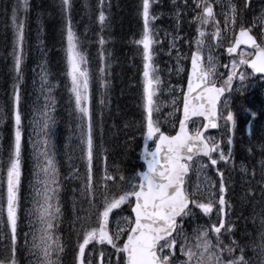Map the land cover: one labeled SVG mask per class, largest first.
I'll return each mask as SVG.
<instances>
[{
    "label": "snow or ice",
    "instance_id": "snow-or-ice-1",
    "mask_svg": "<svg viewBox=\"0 0 264 264\" xmlns=\"http://www.w3.org/2000/svg\"><path fill=\"white\" fill-rule=\"evenodd\" d=\"M65 10L71 8L70 0H62ZM251 0H245L244 8H247ZM102 6V0H101ZM27 13L29 10V0H17L13 5L11 12V23L14 28L15 46L13 48L14 70L17 77L21 74V65L23 61V43L25 33V21L20 19L19 11ZM143 18L145 25V34L140 41L145 50L146 60H151L150 46L152 44L151 32L148 29L150 19L149 9L150 0H143ZM197 7L201 12L196 16V20L201 25L214 23L217 25L215 35L220 36L218 27L219 21L215 20L214 5L208 0H199ZM230 16L226 18V23L231 20L235 25L238 8L229 0ZM104 12L101 11L99 20L105 21ZM154 19V17H152ZM264 25V14L259 18ZM256 25L254 24L253 27ZM205 33L200 31V37ZM264 41V32L261 33ZM68 41V64L71 75V91L75 96V104L83 117L87 118V178L81 195L84 196L90 205L88 219L93 214L92 210L98 212L96 216L97 226L87 228L83 231L82 243H78L76 253V264H95L97 259V245H110L116 255L115 264H249L245 259L244 249L238 242L232 241V245H224L220 239L221 229L224 228V221L221 220L220 226L212 225L211 231L216 234V243L209 238V229H204L195 235V243H190L187 234L183 230L182 221L189 216L194 215L193 208H199L204 214H210L213 210V203H201L199 198L203 195L204 189L197 184L192 191L185 187V177L187 176L191 162L194 157L208 158L212 166H216L220 161L228 162L232 156L231 149L227 155L221 148L220 143L215 142L212 137H206L205 132L209 129L219 128V105L221 97L225 93L231 94L232 84L235 79L241 82V88L244 87V81L248 78L243 72L239 71L240 66L250 67L252 75L261 74L264 77V42L258 43L256 37L251 34V29L241 27L239 37L235 40L232 47L227 49L229 54L237 52L240 45L251 46L252 51L242 54L239 60L231 61V71L227 79L221 86H217L216 76L219 67L218 59L211 54L207 57V65L204 62V56L201 54L203 39L197 40V51L191 57L192 75L189 79L188 91L183 98V119L179 122V131L175 135L164 134L158 122L153 120V112H159V106H154L153 96L154 88L160 81L157 77L153 79L145 64L144 77L146 78V109H147V137H155L158 141L155 150L150 151L145 143L144 159L147 163V170L137 174V176L125 177L123 174H110L105 166L102 177L101 191L96 192L93 184L92 160H93V137H92V114L91 97L89 93V73L82 65L86 63L85 57L78 50L76 37L72 31L70 21L67 28ZM103 43V41H101ZM252 57L251 59L244 56ZM228 67V65H224ZM222 75V74H221ZM47 74L42 77L46 81ZM55 86L49 88V92ZM237 89L236 91H239ZM195 93V95H193ZM15 141L14 152L7 169V222L11 226L12 246L5 259H0V264H18L16 259V231H17V209L18 192L21 177V113L19 84L15 86ZM175 103V101H173ZM227 107V98L224 101ZM252 117L257 115L251 112ZM205 121L201 128H197L194 133L189 131V123ZM226 124L231 123L232 129L236 127V118L231 111L226 116ZM54 120L51 116H45L42 131L47 135L50 125L54 126ZM227 143L232 144L229 138ZM45 151L44 165L41 171L44 174L42 181L41 196L43 203L39 205L37 211L38 219L41 224L39 235H33L32 249L38 255V264H61L60 255L64 251L60 238L55 236L58 231L56 225L61 217V209L58 198V178L59 169L56 161L47 151L48 141H43ZM251 149H249V152ZM261 151L264 152V145H261ZM213 153H218L219 159L213 158ZM105 161L107 157L104 158ZM261 176L264 178V159L260 161ZM202 168L207 165H200ZM241 171L245 174L255 176V169L249 173V169L241 164ZM220 177L219 191L221 195L218 199L220 211H223L225 199L223 193L227 191L224 186V173L217 169ZM111 182V186L109 185ZM205 188L214 187L208 177H205ZM264 186V179H262ZM86 194V195H85ZM99 201V205H97ZM122 205H127L134 217H119L115 222V229L110 231V216L114 209H122ZM102 209V210H99ZM78 219H85L80 218ZM83 228V224L81 225ZM179 230V231H178ZM231 232V228L226 230ZM126 235V240L122 237ZM178 251L184 257L181 259L176 255L177 244ZM27 238L25 237V245ZM92 245V252L86 256V249ZM236 248H240V254L237 256ZM260 250L264 253V237L261 239ZM55 255V259L53 256ZM98 264H105L106 253L104 250L98 251ZM107 264H114L112 256L107 255Z\"/></svg>",
    "mask_w": 264,
    "mask_h": 264
},
{
    "label": "rangeland",
    "instance_id": "rangeland-1",
    "mask_svg": "<svg viewBox=\"0 0 264 264\" xmlns=\"http://www.w3.org/2000/svg\"><path fill=\"white\" fill-rule=\"evenodd\" d=\"M14 1V0H13ZM193 2V3H192ZM199 3V0H191L190 2H187L186 0H156L153 4V0H150V19H149V30L151 32V38H152V44L150 46V55L151 60L148 61L145 58V50L142 45L141 48V55H133L134 61L136 65L134 66L137 70V73H140V77L143 82V95L145 93V86H146V78L144 77V71H145V64H149L150 67L148 68V71L153 79L159 78V85L155 86L154 91L155 94L153 96L154 106H159V112L154 111L153 112V120L154 122H158V126L160 127L161 131H172L177 126V119L180 115L181 110V103L180 97L181 93L184 90V84H185V77L187 74V60L189 59V54L191 53L190 50H197V40L203 39L204 43L201 46V52L206 55V60L209 54L216 57L219 62V67L217 69V76L220 75L221 80H226L227 76L230 74L231 71V61L233 59L239 60L241 58L242 54L249 53L247 50L243 49L239 55L238 59L236 57H232L231 59H226L223 54L224 51L221 47H224V41L230 42L232 38V34L236 29H238L245 19L241 14H245L246 8H244L245 0H231V3L235 4L238 7V15L236 19L235 25H232L231 20L229 19L226 23V18L230 16V8H229V0H219L218 5L214 10L215 13V20L219 21V29H220V36L219 38L216 37L215 31L217 28V25L214 23H209L207 25H201L195 18L196 16L201 12V9L197 7V4ZM17 4V1L16 3ZM13 3V5H15ZM22 4V0H21ZM12 5V7H13ZM258 9L254 14H251L248 18L250 27L252 29H255L258 31L260 38L262 40L261 33L264 32V25L261 24L259 18L262 14H264V0H256L253 2L251 0V3L248 6V10L251 12L252 10ZM12 10V9H11ZM10 10V11H11ZM154 13V15H153ZM143 15V13H142ZM19 17L22 19V7L19 11ZM154 17V19H152ZM194 22V24L192 23ZM256 25L253 27V25ZM213 26H216L215 29ZM13 30V29H12ZM200 31H203L205 33V36L203 38L200 37ZM223 32V34H221ZM143 39V38H142ZM264 42V41H262ZM190 52V53H189ZM244 58L250 59L251 57L244 56ZM207 64V63H206ZM130 71L133 68V62H130L129 64ZM224 65H228V67H224ZM245 66H240L239 71L243 72L246 76V73L244 71ZM124 72V75H123ZM129 71L127 72L126 69L120 71L119 76H124L119 80L118 87L119 92L114 91L112 94H114V99L118 98V93L121 95L123 94L122 91L120 92V86L123 85L124 88L129 89L134 87V84L131 83L129 80L127 81V78L130 77ZM222 74V75H221ZM126 75V76H125ZM216 76V77H217ZM264 85V79L262 80H256L254 82H250L248 79L244 81V87L241 88V82L237 78L234 85L232 86V89L234 93H240L243 95L247 100H251L256 92L260 93V87L261 85ZM123 89V88H122ZM237 89H240L239 91H236ZM261 90L264 91V86L261 87ZM111 92L108 94L107 100L105 99L104 102L101 103V107L105 109V113L101 115V119L98 118L96 114V124L92 123V134H93V160L92 165L95 163L103 164L102 169H92V175L94 178V181L98 177H101L100 180H102V177L104 175L105 166H107V170L110 174L118 175L117 169H119V174H123V169H121V154L118 150V147L120 145H129L131 143L132 138H136L137 132H132L130 129L134 127H138L140 120H133L131 117L125 115L121 110V119H122V128L123 132L127 134V137L119 136V138H116L118 131L117 128L112 126L109 122H104L106 118L111 116L113 113L114 107H111V100L110 96L112 95ZM127 95V94H126ZM113 97V95H112ZM175 101V103H173ZM230 101V97H227V103ZM122 105H127V102L122 100ZM144 108L146 110L145 120H146V129H147V109H146V98L144 101ZM226 108V114L222 122V130L224 132H227L226 136L223 137L224 141H228L229 138H233L234 130L232 129L231 123L228 122L226 124V116L228 114L229 110L228 105ZM232 112V111H231ZM234 115V114H233ZM202 125V121H198L197 123H194V130L196 131L197 128H200ZM104 126V128H103ZM71 121L69 123V130L71 132ZM112 128L114 129L113 131ZM41 127L40 130L41 131ZM125 130H128L129 132H126ZM111 132V133H110ZM69 134L68 136H71ZM143 136V135H142ZM39 148L37 149V153L41 155L39 157V162L33 171V165L30 162L26 165V172L29 174V180L27 182L23 183L24 186V198L29 201L30 199H35L37 201L42 199H39L38 193L42 192V181L44 180V174L41 171L42 166L44 165V156L42 153L46 150L45 146L43 144V141L47 139L45 137V133L43 135H39ZM86 130H81V128H78V135L73 139V142L65 147V150H58L57 147H55L54 144H52L51 141H48L47 144V151L50 156L56 159V154L59 155V158L61 163L60 165H67L66 168L62 170L63 173V182L67 185L68 189V195L73 196L76 194L75 189H81L82 186L85 185L86 179L83 180L86 172H87V146H86ZM217 139L219 137L217 136ZM98 143L100 146H96L95 143ZM133 143V142H132ZM154 144V143H153ZM151 144V147L153 146ZM52 147L54 149H52ZM56 148V150H55ZM128 148V147H127ZM13 149L14 148H10ZM106 151V156L102 152V150ZM40 150H43L41 152ZM129 152V149H128ZM59 153V154H58ZM131 159L132 162L135 161L136 155H135V143L131 146ZM13 154L9 153L5 158L0 160V218L3 217V220L0 221V228L1 232L5 237H0V258L7 257L6 250L8 247H4V243L9 245V243L12 244L10 234H7V231L11 232V226L7 222V169L10 166V161L12 159ZM105 157H107V160L105 161ZM205 165V161L198 160L196 163V178H194L193 181V188L199 184L202 189H204V192L208 198V200L205 201V203L212 202L213 203V210L210 214H204L202 212V216L204 218L203 224H208L209 226L215 225L219 226L223 213L226 211L223 207V211H220V207L216 206V204L213 201V198L215 199L216 203H218L219 196L221 193L219 192L217 194L216 187H207L205 188V177H209L207 174V167H201L200 165ZM110 165L112 166L110 168ZM131 165V163L125 164L126 167ZM143 166V165H142ZM133 168H135V164H133ZM34 172H36L35 176H33ZM26 181V180H25ZM93 181V184L95 182ZM212 185L213 182L210 181ZM103 181L101 182V184ZM98 185V184H97ZM94 188L96 190V186L94 185ZM78 191V190H77ZM203 196V195H202ZM41 197V196H40ZM29 199V200H28ZM205 200V197H203ZM76 201V203H75ZM40 203V204H42ZM37 203L34 210L37 211L39 205ZM77 204V205H76ZM25 212L32 213V209L30 207H24L23 208ZM122 209H114L113 213L110 216V222H109V229L110 231L115 229V220L119 217H132L131 211L128 207L122 206ZM72 210L77 212L75 218L78 220L79 224H85L92 222L91 227L97 226V220L96 216L98 212L94 210L93 214L91 215V218L88 222H85V219L81 220L80 218H88L89 215H82L80 212H86L84 211L85 208H82L79 202V196H75V200L72 201ZM102 210V209H99ZM38 212V211H37ZM196 220L191 221V224L193 227L197 226L198 224V218H197V212L196 214ZM2 222V223H1ZM86 226L87 228H91ZM81 229V226L79 227ZM200 228V227H199ZM204 230L203 228H200V231ZM198 231V227H196V230ZM83 235V234H82ZM82 237V236H81ZM126 235L122 237V240H125ZM16 243H17V237H16ZM79 243H82V239H80ZM179 244V243H178ZM177 244V245H178ZM97 259L95 261V264H98V251L104 250L106 253L105 257V264H107V255H111L113 262L115 264L116 255L113 249H111L110 245L100 246L97 245ZM92 245H89L86 249V256H89L92 252ZM179 245L177 246V253L176 255L179 256L181 259H184L180 252L178 251ZM76 258V256H75ZM76 261V259H75Z\"/></svg>",
    "mask_w": 264,
    "mask_h": 264
},
{
    "label": "trees",
    "instance_id": "trees-1",
    "mask_svg": "<svg viewBox=\"0 0 264 264\" xmlns=\"http://www.w3.org/2000/svg\"><path fill=\"white\" fill-rule=\"evenodd\" d=\"M91 0H72L71 8L65 10V7L62 3V0H29V10L27 13L24 12L23 20L25 21V33H24V43H23V61L21 65V74L18 78L21 81L20 85V112L23 111V115L25 118L29 119L32 116L33 105L39 103L38 95L30 94L31 88L30 86L34 85V78L36 75H45L50 76L49 83H55V81H61L63 86L58 90H62L67 78V68L68 62L61 55V42H58L57 46H53V43H56L59 40H56L57 34L61 32L63 24L66 20H73L75 22H81L83 24H91L92 19L95 18V14L89 12ZM122 5L121 10L117 12V15L122 18L127 17V13L125 8L128 6V0H119L116 3L115 10L117 7ZM40 23V25H39ZM43 23V25H42ZM101 43L98 42L96 47L90 51L86 59L89 64H94L97 62L96 68L92 67L91 72V81L94 86V82L99 76L100 71L95 72L98 69L99 64L101 67V58L103 56ZM124 48H121L122 55L118 56L115 53L112 54L111 62L108 64L110 68L111 76L107 81L108 85L111 87V94L114 91L119 92L118 83L119 80L124 76H119L120 71L124 70L123 61L125 66H127V61L129 63L130 55H126ZM4 61V60H3ZM0 61V80H2L5 94H6V103L7 105H11V84L14 82V74L11 72L10 65ZM99 63V64H98ZM89 66V65H88ZM91 68V66H90ZM126 69V68H125ZM127 70V69H126ZM129 71V70H128ZM127 71V72H128ZM130 77L127 78L132 83V73H129ZM128 74V76H129ZM124 75V72H123ZM70 76V74H69ZM126 76V75H125ZM92 86V87H93ZM123 88V89H122ZM127 88V87H126ZM123 85L120 86V92L122 91V95L118 93V98L114 100V95L110 96V100L112 102L111 107H114L113 113L111 116L106 118L104 121L109 122L112 126L117 128L118 133L122 136L125 135L122 128V119H121V110L122 112L131 117V113L129 108L132 99V87L126 90ZM66 90L69 92V96H67L63 102L62 110L60 111L57 120L56 113L54 112V121L56 120L54 126L56 127L57 132V140L58 147L61 145H65L64 139L69 137L67 135L69 130V123L71 121V125L73 127V135L74 131L77 129V126L85 127L87 129V118L83 117L79 110L75 109L74 103V93L71 92V86H67ZM57 92V91H55ZM127 94V95H126ZM71 100V104H67V100ZM127 102V105H122V100ZM108 98V97H107ZM106 98V100H107ZM34 99V100H32ZM102 103L101 99L97 97H93L91 99V105L94 111L98 112L97 105ZM71 105V106H70ZM105 113V109L102 107V114ZM31 121L23 120V125L21 126L22 130L25 133L26 142L31 140ZM114 129L112 128L111 131ZM129 132L128 130H125ZM72 133V132H70ZM111 133V132H110ZM117 133V134H118ZM117 136V135H116ZM127 145H120L118 150L121 154V162H125L129 153L127 151ZM246 199V198H245ZM255 203V202H254ZM256 218H264V205L259 206L257 203L255 210L251 209L246 211L245 220L248 223H252ZM249 224H247L248 226ZM264 227V222L261 224V228ZM248 233H251L252 230H247ZM257 232V231H256ZM264 235V231L262 232ZM257 239L252 238L249 240L251 244L255 243ZM255 253V252H254Z\"/></svg>",
    "mask_w": 264,
    "mask_h": 264
},
{
    "label": "water",
    "instance_id": "water-1",
    "mask_svg": "<svg viewBox=\"0 0 264 264\" xmlns=\"http://www.w3.org/2000/svg\"><path fill=\"white\" fill-rule=\"evenodd\" d=\"M237 50H238V49H237ZM233 54H234V53H233ZM228 55H231V54L228 53ZM189 78H190V79L193 78V75H192V65H191V70H190V76H189ZM152 139H153V138H152ZM152 139H149V138L147 137V133H146V136H145V142H144L143 151H142V156H141L142 161L145 162V164H146V170H147V163H146V161H145V159H144V148H145V143L147 142V145H148V143H149Z\"/></svg>",
    "mask_w": 264,
    "mask_h": 264
}]
</instances>
